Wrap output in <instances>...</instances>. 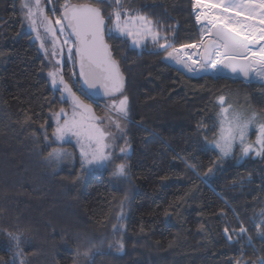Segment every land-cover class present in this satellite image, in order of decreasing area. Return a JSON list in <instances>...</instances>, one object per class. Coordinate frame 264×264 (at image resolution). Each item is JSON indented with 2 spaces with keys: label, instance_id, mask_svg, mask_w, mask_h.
<instances>
[{
  "label": "trees",
  "instance_id": "16d2710c",
  "mask_svg": "<svg viewBox=\"0 0 264 264\" xmlns=\"http://www.w3.org/2000/svg\"><path fill=\"white\" fill-rule=\"evenodd\" d=\"M19 1L0 0V264H261L264 155L220 158L208 143L218 133V97L263 112L264 83L231 79L243 76L228 68L212 70L228 77L191 73L165 59L167 51L204 34L194 0H124L168 38L167 51L149 40L135 47L129 37L111 38L106 29L129 98L130 151L114 152L116 164L128 165L127 182L112 176L111 164L85 177L79 164L49 166L52 112L65 101L50 86L45 60L23 29ZM70 2L96 4L112 26L107 17L114 3ZM51 3L61 16L65 0ZM62 75L97 115L106 111L110 98L81 91L66 59ZM9 234L20 237L19 249ZM101 240V253L83 256Z\"/></svg>",
  "mask_w": 264,
  "mask_h": 264
},
{
  "label": "snow or ice",
  "instance_id": "6c2138e0",
  "mask_svg": "<svg viewBox=\"0 0 264 264\" xmlns=\"http://www.w3.org/2000/svg\"><path fill=\"white\" fill-rule=\"evenodd\" d=\"M108 3L111 7L114 3L115 7L107 17L112 22L111 27H107L104 10L89 3L73 4L70 0H65L61 6L62 15L54 21L46 14L41 0H30L23 4L26 10L24 19L33 31H36V38L41 41L40 47L48 54V49L44 46V40L41 37L39 26L43 27L44 32L51 37L52 55H56V45L60 35L67 38L63 44L68 46L69 59L72 58L73 45L70 44L72 37H75V54L79 57V77L83 78V84L88 89H102L104 95L112 98L120 96L119 100L113 98L109 105L110 113H115L117 119L111 116L100 117L95 114L90 104L85 103L80 96L76 94L64 80L59 68L48 73L51 78V84L54 90L60 92L62 100L70 101L71 115L64 108L54 113L56 117V127L53 130L54 140L56 142H70L71 138H75L76 146L79 148V159L81 170L89 171L91 168H106L108 165L113 166L112 176L118 179L128 180V165L126 163L116 164L114 161L119 159L115 156L112 149L116 142V135L105 127V120H108V126L114 127L117 132L123 133L124 129L120 121L127 119L129 116V98L124 94V77L120 71L119 64L112 57L109 45L105 40V31L111 38L126 36L132 38L134 45H141L143 40L150 37L151 40L158 44L161 49L167 51L172 45L168 43L166 36L161 37L158 32L153 30V22L147 17L139 14H133L129 8L124 6V0H101ZM220 3L203 5L209 8H220ZM194 6H201V0H195ZM252 8L259 9L260 15L264 17V0H244L243 3H230L223 7L222 11L227 14L232 9ZM241 12H235L234 16H241ZM203 19L211 25L206 35L209 40L205 43L202 40L204 51L200 54L201 60H192L190 56H182L180 52L184 49L196 47V45H184L181 49H173L167 51L166 59L174 60L177 64L182 65L189 72H196L198 68H207L211 65L213 69L222 71L223 68L230 69L233 73H239L245 79L253 77L264 80V28L252 29L248 25V30L237 19L230 18L228 15L209 16L207 13L197 15V21ZM254 16L250 15L247 19L251 20ZM260 24L264 25V19L260 20ZM219 25V27H218ZM259 33L257 38L256 33ZM214 34L215 39H211ZM163 39L165 43L160 44ZM258 46V51H253ZM57 65L60 61L56 62ZM84 89L81 88V91ZM220 105V120L218 135L214 142V147L219 150L220 158L228 157L232 154L234 147L238 146L241 151V158L255 153L257 156L264 155V122H259L257 113L248 114L243 110L227 104L224 96L218 97ZM62 120V122H61ZM43 127V125H42ZM255 128L257 138L255 143L248 142L249 131ZM45 140H48L45 135ZM122 138V137H120ZM127 144V142H126ZM120 153L128 155L129 147H121ZM73 153L68 152L62 147L52 148L48 152L46 159L50 163H54L55 167H59L65 161L73 159ZM194 167V166H192ZM212 172V169L208 170ZM207 175V174H206ZM127 199V197H125ZM123 219V215L117 217ZM113 231H120L118 225H113ZM228 230L225 229V232ZM246 229H240L244 233ZM12 239L16 240V248L19 249L20 237L9 234ZM264 238V232L260 233ZM104 242L101 240L99 244L92 243L91 246L83 253L88 260H91L96 254L101 253ZM109 248L113 245L109 244ZM117 251H122L124 245L121 241H116ZM77 258L81 255L77 249ZM264 264V261L261 262Z\"/></svg>",
  "mask_w": 264,
  "mask_h": 264
},
{
  "label": "rangeland",
  "instance_id": "374dc122",
  "mask_svg": "<svg viewBox=\"0 0 264 264\" xmlns=\"http://www.w3.org/2000/svg\"><path fill=\"white\" fill-rule=\"evenodd\" d=\"M51 1L52 0H46L47 3H45V0H41V4L44 6V9H45L46 14L54 21L58 16L56 15V13L54 11V8H53V5H52ZM205 1H207V2L201 1V5H209V4L217 3L215 0H205ZM26 2H30V0H20L19 1V6H20V9H21V17H22V26H23V29L25 31H27V32H29L31 34L32 39L35 41V43H36V45H37L40 53L42 54V57L45 60L48 80H49L50 86L52 87L51 78L49 77L48 73L51 72V71L56 70L57 68H59V70H60V72L62 74V66H63L64 59L68 60V62L70 63V65H74V62H75V58H74V55H73V51H72V58L69 59L68 46L63 44L64 39L67 38V31H66L65 35H60V33H57V35L59 36V41H58V43L56 45V55L53 56L52 55L53 45H52L51 37L44 32L43 27L39 26V20H37L38 31H39L41 37L44 40V46H45V48L48 49V54L46 55L44 49H42L40 47L41 41L36 38V35H37L36 31H33L32 28L28 25L27 21L24 19V16L26 14V10L23 8V4L26 3ZM46 5H49L50 6V14L47 13V10H46L47 6ZM194 5H195V0H194ZM223 7H226V6H224L222 4L220 8H210L209 10L206 9V11H205V9H203L204 10L203 12L201 10H199L197 8V6H194V9L197 8V10H195V13L197 15H198V12H202L204 14L207 13L209 16L228 15L230 18H234V19L239 20L241 22V24L245 26V30L246 31L248 30V27H247L248 25H251V28L253 30L254 29H258V28H264V25L260 24V20L261 19H264V17L256 14V16L253 15L254 16L253 19L249 20V19H247V17H249L253 13L250 14L249 12H243V11L238 10V9L235 8V9H232L230 13L225 14L222 11ZM237 11H240L242 13L241 16H239V17H235L234 16L235 12H237ZM139 15H141V14H139ZM143 16H145V15H143ZM152 26H153V30L156 31L154 25H152ZM202 27H203V33H204L202 35V38H203V41L206 43L209 40V36H206V34H205L206 31H207V29H208V27L206 25H203ZM256 36L258 38V36H259V33L258 32L256 33ZM129 38H130L131 44L133 46H135V47H140L147 40H149L150 42H153L150 37H147V38H145L143 40V42H142L141 45L137 46V45H134L132 43V38L131 37H129ZM163 43H165V42H162L160 44H163ZM70 44L73 45V49H74V42H73L72 39L70 40ZM262 44H264V41H262ZM180 47H176L174 49H180ZM202 49H203V46H202ZM172 50H170V51H172ZM253 51H255V50H253ZM256 51H258V49ZM191 54H192V51L191 50L190 51H188V50H182L180 52V55H182V56L186 55V56L192 57L193 54L192 55ZM166 56H167V53L165 54V59H166ZM200 57H198V59H196V61L199 62L201 60ZM166 60L168 62H170L171 64H173V65H175V66H177V67H179V68H181V69H183L185 71H188L182 65L177 64L174 60H170V59H166ZM57 61H60V63L58 65L56 63ZM212 70H213V68L211 67V65H208L207 68H198L197 71L196 72H193V73H201V72H207V71H209V72H211L214 75L226 76V75L216 74L215 72L213 73ZM226 77H228V76H226ZM231 79H241V80L245 81L244 80V77L231 78ZM255 80H257V81H255ZM250 81L251 82L264 83V80H261V79H254V80H250ZM246 82H249V81H246ZM52 89H53V87H52ZM54 91H56V90H54ZM56 92H58V94L60 96V92L59 91H56ZM60 98H61V96H60ZM113 98L119 100L122 97L116 96V97H112L110 99H107L105 101L106 111L103 114H101V115H97L96 113L95 114L97 116H100V117L111 116L112 119H117V117L115 116V113H110V110H109V105H111V101H112ZM62 101H65V103L62 104L60 107H58L57 109H55L52 112L53 130L56 127V117L54 116V113L59 112V110L61 108H64L65 111L69 115H71V111L72 110H71L70 101H66V99L65 100H62ZM226 101H227V104H231L233 107H235V108H237L239 110H243V111L247 112L248 114H251L252 112L257 113L258 116H259V122H264V111L263 112H259V111H257L256 108L252 107L251 105H249V107H247V104L237 105V104L234 103V101L229 100L227 98H226ZM219 120H220V116L218 115V120H217L218 121L217 122L218 123V129H219ZM61 122H62V120H61ZM125 122H126L125 119L120 121L121 126L124 129V132L123 133H119V132H117V130L114 127H109L108 126V120L107 119L105 120V127L109 131L113 132L116 135V137H117L116 142H115V145H114V147L112 149L113 153L115 151H117L116 153H118V152L120 153V151H119L120 148L121 147H126V146L129 147V151H130V146H129L128 142H127V139L128 138H127L126 133H125V126H126V123ZM257 134L258 133H257L256 129L255 128H252L249 131V134H248V142L254 144L255 141H256V138H257ZM217 135H218V133H217ZM120 137H122V138H120ZM216 138H217V136H216ZM216 138L213 139V140H211V141H209L208 146L211 147L212 149L216 150L219 153V150L214 147V142H215ZM52 139L54 140V137L53 136H52ZM126 142H127V144H126ZM54 144L55 145L52 146L49 151H51V149L52 148H55V147H62L63 149L67 150L68 152L73 153V156H74L73 159L63 162L57 168H60V167L61 168H63V167L71 168V167L75 166L76 164H79L80 165L79 148H78V146H76L75 138L74 137L71 138L70 142H64V143L56 142ZM233 154H236L237 155V158H239V159L241 158V151H240V148L238 146V141H237V146L234 147L233 152H232V154L230 156H233ZM230 156H228V157H230ZM249 156L250 157H257V155H255L254 152L251 153ZM46 157H47V155L45 156V158ZM121 161L120 162H117V164H119V163H125L123 160H121ZM48 164H49V166L51 168L56 169L54 163H50L48 161ZM103 169L104 168L96 167V168H91L89 171L82 173L81 165H80V167H79V174H80L81 177H85L86 175L90 174L91 172H93L95 170H103ZM120 180L123 181V179H120ZM125 182H127V181L125 180ZM80 263L81 264H86L84 260L82 262H80Z\"/></svg>",
  "mask_w": 264,
  "mask_h": 264
},
{
  "label": "water",
  "instance_id": "95a60500",
  "mask_svg": "<svg viewBox=\"0 0 264 264\" xmlns=\"http://www.w3.org/2000/svg\"><path fill=\"white\" fill-rule=\"evenodd\" d=\"M72 3H73V4H77V3H89V4H92V3H90V2H72ZM93 5L97 6L96 4H93ZM97 7H98V6H97ZM194 10H197V8H195ZM62 12H63V10L61 11V15H62ZM198 15H201V16L203 17L204 13H202V12H198ZM196 17H197V16H196ZM195 22H196V25H197V26L206 25L208 28H211V25L207 23V20H206V19H203V18H202L201 21H197V19L195 18ZM218 27H219V25H218ZM66 31H67V33L70 32L69 29H66ZM105 34H106V31H105ZM206 36H209V35H206ZM71 39L73 40L74 45H75V37H72ZM211 39H215L214 34L211 35ZM105 40H106V37H105ZM202 40H203V38H202L200 41H198V43H193V44H192V45H196V47L189 48V49H184V50H188V51L191 50V51L193 52L194 57H198V55L201 56L200 54L204 51V48L202 49ZM106 42H107V41H106ZM260 43L262 44V41H260ZM107 44H108V42H107ZM108 45H109V44H108ZM188 45H189V44H188ZM183 46H184V45H183ZM181 47H182V46H181ZM181 47H180V49H181ZM109 48H110V45H109ZM257 49H258V46L253 48V50H255V51H256ZM110 50H111V48H110ZM201 50H202V51H201ZM73 53H74V58H75V64H74V66H75V72H76L77 77H78V82H79V86H80V88H83V89H84L83 92H85V93H86L87 95H89L91 98H110V97L104 95L102 89H99V88H97V89H88L87 85H84V84H83V78L79 77V70H80V69H79V57L76 56V54H75V47H74V49H73ZM111 53H112V51H111ZM112 57H113V59H115L114 56H113V54H112ZM115 60H116V59H115ZM116 61H117V60H116ZM117 63L119 64L118 61H117ZM119 68H120V71H121V73H122V75H123V77H124V74H123V72H122V70H121L120 64H119ZM244 80H245V81H250L251 79L249 80V79H245V78H244ZM124 87H125V79H124Z\"/></svg>",
  "mask_w": 264,
  "mask_h": 264
},
{
  "label": "crops",
  "instance_id": "0c3cea01",
  "mask_svg": "<svg viewBox=\"0 0 264 264\" xmlns=\"http://www.w3.org/2000/svg\"><path fill=\"white\" fill-rule=\"evenodd\" d=\"M204 2H207L205 0H201ZM217 3H220V0H215ZM244 0H223V5L224 6H228L230 3H243ZM204 4V3H203ZM202 9H210L209 7H204L203 5L200 6ZM238 10H241L243 12H249L250 14L253 13L252 15L256 16V14L260 15V10L259 9H252V8H246V9H240V8H236ZM204 11V10H203ZM261 16V15H260Z\"/></svg>",
  "mask_w": 264,
  "mask_h": 264
},
{
  "label": "built area",
  "instance_id": "2783aa9c",
  "mask_svg": "<svg viewBox=\"0 0 264 264\" xmlns=\"http://www.w3.org/2000/svg\"><path fill=\"white\" fill-rule=\"evenodd\" d=\"M196 43H198V42H196ZM192 44H193V43H191V44H189V45H192ZM192 54H193V52H192ZM192 54H191V55H192ZM191 58H192V60H195V61H196V59H198V57H194V55H192Z\"/></svg>",
  "mask_w": 264,
  "mask_h": 264
},
{
  "label": "bare ground",
  "instance_id": "6f19581e",
  "mask_svg": "<svg viewBox=\"0 0 264 264\" xmlns=\"http://www.w3.org/2000/svg\"><path fill=\"white\" fill-rule=\"evenodd\" d=\"M253 79H259V78L253 77L251 80H253Z\"/></svg>",
  "mask_w": 264,
  "mask_h": 264
},
{
  "label": "flooded vegetation",
  "instance_id": "af4514ba",
  "mask_svg": "<svg viewBox=\"0 0 264 264\" xmlns=\"http://www.w3.org/2000/svg\"><path fill=\"white\" fill-rule=\"evenodd\" d=\"M202 51V50H201ZM198 57H200L199 55H198ZM201 58V57H200Z\"/></svg>",
  "mask_w": 264,
  "mask_h": 264
}]
</instances>
